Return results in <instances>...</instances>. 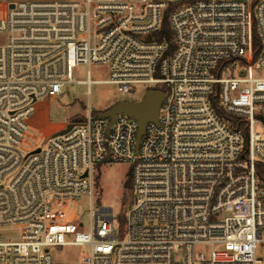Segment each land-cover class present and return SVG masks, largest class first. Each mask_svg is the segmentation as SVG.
<instances>
[{
  "label": "built area",
  "instance_id": "obj_1",
  "mask_svg": "<svg viewBox=\"0 0 264 264\" xmlns=\"http://www.w3.org/2000/svg\"><path fill=\"white\" fill-rule=\"evenodd\" d=\"M11 5L0 4V264H61L52 251L67 247L88 250L69 264H264V79L253 76L264 0ZM81 65L108 79L87 70L75 82ZM72 84L159 91L157 122L137 143L134 119L89 110L32 146L36 103ZM103 163L131 170L122 227L91 206Z\"/></svg>",
  "mask_w": 264,
  "mask_h": 264
},
{
  "label": "rangeland",
  "instance_id": "obj_2",
  "mask_svg": "<svg viewBox=\"0 0 264 264\" xmlns=\"http://www.w3.org/2000/svg\"><path fill=\"white\" fill-rule=\"evenodd\" d=\"M12 2H26L32 0H10ZM80 1V0H77ZM215 1V0H212ZM6 2V0H0ZM89 70L91 81L101 82L108 79V70L103 65L78 66L73 71L75 82L86 80ZM255 78L264 79V70L256 68L253 73ZM144 89L135 94H120L113 86L94 84L89 93L85 85H67L62 94L55 99H43L36 103V113L31 122L29 139L32 146L43 143L56 131L63 129L67 124L83 120L89 110L92 115L102 113L120 102H135L142 99ZM259 131V128H257ZM129 165L122 163H103L97 165L93 170L95 180V193L92 201L94 210L99 208L110 209L114 216V226H119V219L124 216L130 203L131 185L128 175ZM10 178H7L9 182ZM77 216L82 227L81 232L89 230L90 203L87 199L78 202ZM78 226V223H76ZM217 249V248H215ZM205 254L209 253L210 247H199ZM53 254L61 264L76 263L86 259L87 248L67 247L54 249Z\"/></svg>",
  "mask_w": 264,
  "mask_h": 264
},
{
  "label": "water",
  "instance_id": "obj_3",
  "mask_svg": "<svg viewBox=\"0 0 264 264\" xmlns=\"http://www.w3.org/2000/svg\"><path fill=\"white\" fill-rule=\"evenodd\" d=\"M10 8H12V5H10ZM163 98V93L155 90H147L143 93L140 101L117 103L108 110L99 113V116L111 121L119 115L134 119L138 123V143L144 134L146 125L157 122L158 110ZM72 124L73 123L67 124L63 129L54 133L53 137L66 134L72 128ZM38 152V150L35 151V153ZM130 172L131 170L128 171V175H130Z\"/></svg>",
  "mask_w": 264,
  "mask_h": 264
},
{
  "label": "crops",
  "instance_id": "obj_4",
  "mask_svg": "<svg viewBox=\"0 0 264 264\" xmlns=\"http://www.w3.org/2000/svg\"><path fill=\"white\" fill-rule=\"evenodd\" d=\"M66 1H70V0H32V1H26V2H36V3H42V2H44V3H50V2H66ZM14 3L15 2H12L10 0H6V2H0V4H10V5L11 4H14Z\"/></svg>",
  "mask_w": 264,
  "mask_h": 264
},
{
  "label": "trees",
  "instance_id": "obj_5",
  "mask_svg": "<svg viewBox=\"0 0 264 264\" xmlns=\"http://www.w3.org/2000/svg\"><path fill=\"white\" fill-rule=\"evenodd\" d=\"M163 31L168 34V26H167V23L166 22H164L163 25H162V33H163ZM95 114H97V113H95ZM123 223H124V216L119 219V226L122 227L123 226Z\"/></svg>",
  "mask_w": 264,
  "mask_h": 264
},
{
  "label": "flooded vegetation",
  "instance_id": "obj_6",
  "mask_svg": "<svg viewBox=\"0 0 264 264\" xmlns=\"http://www.w3.org/2000/svg\"><path fill=\"white\" fill-rule=\"evenodd\" d=\"M70 124V123H69ZM73 125V124H72Z\"/></svg>",
  "mask_w": 264,
  "mask_h": 264
}]
</instances>
